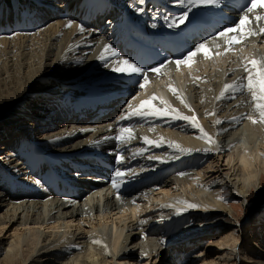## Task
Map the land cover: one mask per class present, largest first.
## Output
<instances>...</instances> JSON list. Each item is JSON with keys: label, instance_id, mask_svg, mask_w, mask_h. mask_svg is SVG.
Masks as SVG:
<instances>
[{"label": "bare ground", "instance_id": "1", "mask_svg": "<svg viewBox=\"0 0 264 264\" xmlns=\"http://www.w3.org/2000/svg\"><path fill=\"white\" fill-rule=\"evenodd\" d=\"M57 1L0 0V122L13 125V131L16 121L28 125L23 137L9 135L13 144L0 152V264H159L152 261L159 256L165 264H194L183 258L193 241L211 232L213 218L231 216L222 189L229 187L247 204L253 192L259 204L264 199V123L247 119L257 113L246 89L216 99L225 83L246 77L242 63L264 58V34L249 36L221 56L198 54L190 67L177 69L176 60L169 59L158 74L139 65L122 35L125 19L146 16L153 31L177 28L178 20V26L168 25L187 10L184 4L112 0L120 15L111 19L110 12L101 11L103 4L94 17L96 3L105 0ZM244 14L234 15L231 26ZM247 15L252 23L246 31L259 33L264 20L255 17L264 12ZM106 20L113 32L102 26ZM205 41L212 53L223 52V39L213 37L189 43L188 51ZM105 45L119 55L105 53ZM121 58L144 68L147 83L144 74L113 71ZM116 76L129 80L116 85ZM70 85L121 86L127 93L119 99L125 102L98 123L73 118L49 129L47 112ZM153 94L184 115H195L214 142L200 138V130L184 120L119 119L130 104L136 107ZM152 103L160 106L158 100ZM121 128L132 129L130 140L116 139ZM0 131L1 136L6 130ZM170 142L193 151L182 152ZM259 219L264 227V211ZM215 242L219 248L208 251L200 264H233L228 249L248 252L237 248L239 238H229L228 232ZM243 261L258 264L252 257Z\"/></svg>", "mask_w": 264, "mask_h": 264}, {"label": "snow or ice", "instance_id": "2", "mask_svg": "<svg viewBox=\"0 0 264 264\" xmlns=\"http://www.w3.org/2000/svg\"><path fill=\"white\" fill-rule=\"evenodd\" d=\"M144 0H140V3H143ZM179 3L184 4L186 11L182 12V14L178 17L174 16L171 17L172 23H170L169 27L178 26L176 21L178 20L180 23H183L188 16V12L191 10V7H197L199 5H219L221 0H178ZM257 7H264V0H249V4L246 6L247 12L238 18V23H235L233 26L223 27L221 31H219L213 40L215 41L217 38H222L224 41V50L216 51L212 53L211 50L207 47V42L198 44L195 46L193 50L187 52L181 59L175 61L177 69L181 65L191 66L195 62V58L198 54H203L205 58H211L213 55L221 56L226 54L229 51L234 50V45L240 44L243 41L247 40L249 36L257 35V34H264V28H260L259 33L253 31H246L247 26L252 23L247 13H251L254 8ZM142 11V9H140ZM264 20V17L256 16L255 21L260 22ZM71 21L68 22V26L71 25ZM81 30L83 28L81 27ZM217 48L220 47L219 44L216 45ZM104 52L109 53L112 56H118L119 54L116 52L111 45L104 46ZM106 57L102 53L99 59L104 60ZM116 67L113 68V71L126 73L128 75L132 74H144L145 83H147V75L146 70L144 68L138 67L136 64L131 63L129 60L121 58L118 60ZM107 66V65H106ZM164 65L161 64L158 68L151 69L152 72L160 73V69L163 68ZM240 68L247 74L246 77H240L237 81H233L232 83H225L223 86L222 91L220 92L219 96L216 99L224 98L228 93L232 91H244L245 89L250 94L251 103L253 106V111L257 113V116L249 115L247 119L251 120L253 123H264V58L261 59H251L248 60L246 63H242ZM235 71V70H232ZM199 79V78H197ZM246 81V83H245ZM145 83H141L140 87L144 88ZM169 88L173 95H176L177 99L180 100L182 104H185V101L182 96L177 94V89L173 88L169 85ZM158 100L159 105L157 106L152 103V101ZM185 107H189V105L185 104ZM209 115H214V113H207ZM130 116H142V117H170L174 120H184L190 123V125L194 128H198L201 133L200 138H205L209 142H214L213 138L204 130V128L200 125L197 117L195 115H184L178 109L173 107L170 103L166 100L157 97L153 94L149 99L143 100L140 102L139 105L136 107H132L131 104L129 105V111L126 115H122L119 119H128ZM232 119L239 121L240 118L233 117ZM217 124L222 123L220 120L216 121ZM221 131H226V129H222ZM120 135L116 137V139L121 141H127L132 138V129L130 128H121ZM126 134V135H125ZM107 139V138H105ZM147 143H158L157 141H151L147 137L144 138ZM163 140V137H161ZM175 147L179 148L182 152L183 151H193V149H184L179 144L175 142H170ZM199 151L200 149H195ZM206 151H211V149H206ZM151 159H156V157H150ZM120 157H117V161L120 162ZM116 175H121L120 169L116 170ZM183 175V173H181ZM113 186L116 187L115 181L113 182ZM187 203V202H185ZM189 207H197L198 205L189 204ZM94 243H101L100 241H94Z\"/></svg>", "mask_w": 264, "mask_h": 264}, {"label": "rangeland", "instance_id": "3", "mask_svg": "<svg viewBox=\"0 0 264 264\" xmlns=\"http://www.w3.org/2000/svg\"><path fill=\"white\" fill-rule=\"evenodd\" d=\"M26 122L27 121H25V123ZM20 123L21 122L18 121L15 122V129L13 131V125L8 123L2 125V122H0V127L2 126V128L6 130L0 136V152L3 150L6 151L3 148H8L10 147V144H13L9 135L14 136V140L23 137L22 135L28 125L22 126ZM7 132L9 133L8 135L6 134ZM8 142H10V144H8ZM222 163H224V160H222ZM262 186L264 187V181ZM220 192L222 193L221 198L224 199L225 204H231L233 207H230L231 216L229 217L230 214H227L226 212L221 214V217H215L210 220L212 222V226H214L211 232L200 239H194L195 241H193V245L191 246L189 253H186V255L184 253L185 256L183 258H186L187 262L200 264L201 260L206 257L208 251L217 250V248H219L216 246L217 242L215 241H217V239H219V237L225 232H228L229 238L232 237V235H235V238H239V242L236 244L237 248L244 246L248 249L247 253L242 252L239 255H236L238 253H234L233 250L228 249L229 256L231 257L229 260L230 263L252 264L250 262L243 261V259L252 257L258 262V264H261L262 261L264 262V227L260 228L258 224L261 221L259 217H261V213L264 211V199L259 204L256 200L257 198L255 197V193L253 192L247 204L244 196H234V191L229 187H225V189H222ZM218 213L219 212H215L213 215H217ZM227 217H229L230 223H227V220L225 219ZM230 224L233 226H230ZM231 231H233L234 234H231ZM209 243H212V245L210 244L207 246ZM154 260H158L160 262L159 264H165V260L161 256L154 257L152 261Z\"/></svg>", "mask_w": 264, "mask_h": 264}]
</instances>
